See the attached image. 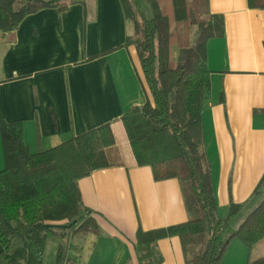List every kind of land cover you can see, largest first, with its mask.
<instances>
[{
    "label": "crops",
    "instance_id": "obj_1",
    "mask_svg": "<svg viewBox=\"0 0 264 264\" xmlns=\"http://www.w3.org/2000/svg\"><path fill=\"white\" fill-rule=\"evenodd\" d=\"M207 8L223 16L224 34L207 42L212 74L201 150L218 216L225 217L234 202L242 204L239 219L259 203L254 191L264 175V9L250 8L248 0H207ZM133 33L120 0H77L63 11L51 7L30 14L0 38V120L21 123L32 152L105 123L116 142L118 160L79 181L97 230L46 244L44 264H56L60 244L67 264H138L139 229L189 219L179 179L156 181L150 166L137 164L121 120L150 95L135 47L125 45ZM156 250L161 264H187L178 236L158 240ZM249 253L234 238L220 264L230 255L247 264Z\"/></svg>",
    "mask_w": 264,
    "mask_h": 264
},
{
    "label": "trees",
    "instance_id": "obj_2",
    "mask_svg": "<svg viewBox=\"0 0 264 264\" xmlns=\"http://www.w3.org/2000/svg\"><path fill=\"white\" fill-rule=\"evenodd\" d=\"M134 27L125 45L137 51L149 98L121 117L139 166H150L156 181L177 178L189 214L186 222L136 235L138 264H161L158 240L178 236L187 264H220L230 241L248 248L264 238V175L254 191L257 206L232 226L242 204L232 202L228 214L217 203L204 152L202 110L211 89L207 42L224 34L222 15L210 14L207 0H120ZM77 0H0V38L15 31L30 14L45 8L66 10ZM264 9V0H248ZM206 13V22L201 14ZM196 27L194 35L191 30ZM223 100V98H222ZM4 168L0 171V264H44L50 234L96 231L84 207L79 181L110 167L115 146L110 123L46 150L32 152L21 123L0 120ZM63 244L56 264H67ZM247 264H264L259 257Z\"/></svg>",
    "mask_w": 264,
    "mask_h": 264
},
{
    "label": "rangeland",
    "instance_id": "obj_3",
    "mask_svg": "<svg viewBox=\"0 0 264 264\" xmlns=\"http://www.w3.org/2000/svg\"><path fill=\"white\" fill-rule=\"evenodd\" d=\"M143 5L145 7H147V10H146V14L148 17H151L152 16V12L150 10V8H148V5L147 3L145 2V0L142 2ZM202 18H204V20L207 22L210 18L209 16L206 14V13H203L201 14ZM196 30V27H193V29L191 30V35L193 36L194 35V32ZM109 154L111 155V158L113 159V161H117L118 160V156H117V152L116 150L112 147L108 150ZM247 213L243 216H241L239 219H237L232 226H237L239 224V221L240 220H243L245 217H246ZM55 240H59V241H62L61 239H58V237L56 235H53V234H50L48 236V241H47V247H51V245L53 244V242ZM250 250V253L248 255L249 257V260L248 261H253L259 257H261V255L264 253V240L262 242H260L258 245L254 246L253 249L249 248ZM231 257H228L227 261H223L222 264H241L239 262V260L237 259H233V255H230ZM246 263V262H245ZM248 263V262H247Z\"/></svg>",
    "mask_w": 264,
    "mask_h": 264
}]
</instances>
